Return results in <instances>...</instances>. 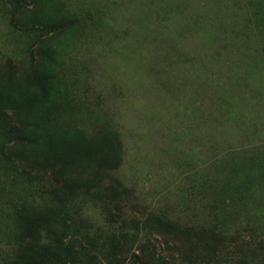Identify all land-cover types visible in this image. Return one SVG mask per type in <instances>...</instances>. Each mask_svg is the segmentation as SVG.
<instances>
[{
    "label": "rangeland",
    "instance_id": "obj_1",
    "mask_svg": "<svg viewBox=\"0 0 264 264\" xmlns=\"http://www.w3.org/2000/svg\"><path fill=\"white\" fill-rule=\"evenodd\" d=\"M0 264H264V0H0Z\"/></svg>",
    "mask_w": 264,
    "mask_h": 264
},
{
    "label": "trees",
    "instance_id": "obj_2",
    "mask_svg": "<svg viewBox=\"0 0 264 264\" xmlns=\"http://www.w3.org/2000/svg\"><path fill=\"white\" fill-rule=\"evenodd\" d=\"M162 228H165V229H169V226L168 225H161ZM174 231V229H172ZM54 243H56V247H54L53 249H57V248H61V246L63 245L62 244V239L61 240H55Z\"/></svg>",
    "mask_w": 264,
    "mask_h": 264
}]
</instances>
